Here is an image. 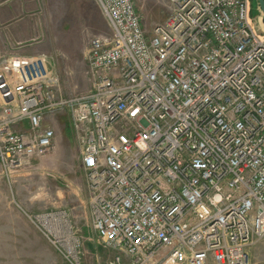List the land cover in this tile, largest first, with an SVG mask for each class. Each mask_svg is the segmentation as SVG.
Masks as SVG:
<instances>
[{"label":"built area","instance_id":"obj_1","mask_svg":"<svg viewBox=\"0 0 264 264\" xmlns=\"http://www.w3.org/2000/svg\"><path fill=\"white\" fill-rule=\"evenodd\" d=\"M93 1L111 34L89 42L88 93L64 98L47 55L0 54L3 176L49 155L50 120L66 113L92 229L116 253L107 264H251L264 239V25L253 0H168L150 35L133 0ZM29 219L67 264H83L67 211Z\"/></svg>","mask_w":264,"mask_h":264},{"label":"rangeland","instance_id":"obj_2","mask_svg":"<svg viewBox=\"0 0 264 264\" xmlns=\"http://www.w3.org/2000/svg\"><path fill=\"white\" fill-rule=\"evenodd\" d=\"M133 1L147 35L170 14L168 0ZM257 5L258 1L253 0L254 16L259 13ZM1 12V55H47L64 98L92 89L94 80L87 63L89 42L94 36L111 34L96 2L0 0ZM0 97L3 104L1 88ZM49 124L56 131L49 155L36 160L11 181L3 176L0 167V264H67L29 219L47 210L71 213L83 241V264H107L116 253L104 247L92 229L85 172L68 115L59 113ZM251 264H264V239L252 247Z\"/></svg>","mask_w":264,"mask_h":264},{"label":"water","instance_id":"obj_3","mask_svg":"<svg viewBox=\"0 0 264 264\" xmlns=\"http://www.w3.org/2000/svg\"><path fill=\"white\" fill-rule=\"evenodd\" d=\"M258 5L262 14V23L264 25V0H258Z\"/></svg>","mask_w":264,"mask_h":264},{"label":"crops","instance_id":"obj_4","mask_svg":"<svg viewBox=\"0 0 264 264\" xmlns=\"http://www.w3.org/2000/svg\"><path fill=\"white\" fill-rule=\"evenodd\" d=\"M0 14H1V18H0V20H3V19H2V12H1ZM0 104H2V99H1V97H0ZM83 188H84V185H83ZM84 201H85V200H84ZM86 204H87V203H86ZM67 213H68L70 219L73 218L72 215H71V213H69V212H67Z\"/></svg>","mask_w":264,"mask_h":264},{"label":"flooded vegetation","instance_id":"obj_5","mask_svg":"<svg viewBox=\"0 0 264 264\" xmlns=\"http://www.w3.org/2000/svg\"><path fill=\"white\" fill-rule=\"evenodd\" d=\"M258 11H259V13H258V16L261 18V20H262V14H261V10H260V8H259V5H258Z\"/></svg>","mask_w":264,"mask_h":264},{"label":"trees","instance_id":"obj_6","mask_svg":"<svg viewBox=\"0 0 264 264\" xmlns=\"http://www.w3.org/2000/svg\"><path fill=\"white\" fill-rule=\"evenodd\" d=\"M258 1V0H257ZM258 6V5H257ZM258 15V13H256V16Z\"/></svg>","mask_w":264,"mask_h":264}]
</instances>
